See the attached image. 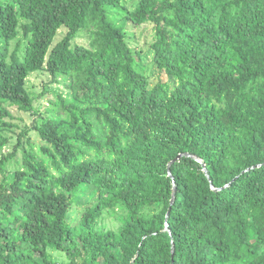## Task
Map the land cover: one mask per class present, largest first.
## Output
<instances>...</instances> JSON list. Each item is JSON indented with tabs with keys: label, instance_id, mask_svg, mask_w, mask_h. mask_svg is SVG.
Instances as JSON below:
<instances>
[{
	"label": "trees",
	"instance_id": "obj_1",
	"mask_svg": "<svg viewBox=\"0 0 264 264\" xmlns=\"http://www.w3.org/2000/svg\"><path fill=\"white\" fill-rule=\"evenodd\" d=\"M125 7L0 1V131L16 130L10 108L35 110L33 74L67 89L34 127L41 155L25 149L7 169L24 130L0 160V264H264V0ZM120 8L155 25L154 62L173 84L152 85L114 21ZM83 187L97 199L73 225ZM120 206L123 229L98 231Z\"/></svg>",
	"mask_w": 264,
	"mask_h": 264
},
{
	"label": "rangeland",
	"instance_id": "obj_2",
	"mask_svg": "<svg viewBox=\"0 0 264 264\" xmlns=\"http://www.w3.org/2000/svg\"><path fill=\"white\" fill-rule=\"evenodd\" d=\"M0 1L3 2L4 0ZM135 3L136 0H123V4L126 6L125 8L130 10L133 9ZM127 9L124 10L123 8H120L114 10L112 13L117 25L124 27L127 42L130 47L135 50L136 59L145 66L146 72L151 78L152 85H155L160 81L173 84V79L168 78L166 74L160 72L154 62L152 43L155 37V25L148 23L141 26H135L126 19ZM66 33V30H61L56 41H60ZM77 41L80 43H86V38L79 37ZM28 86L31 92L38 97V100L34 104L35 110L33 112L25 113L18 111L15 107L10 108L15 117V120L12 123L16 125V130L0 131V140H7L5 146L0 147L1 160L2 157L8 156L15 151L19 141L20 132L27 130L26 137L22 139L24 142L23 146L17 150V157L6 164L7 169L10 171H16L21 168L23 152L25 149H32L36 154L41 155L40 148L44 143L34 127L41 122L42 116H44L46 110L51 108L49 101L55 98L52 94L53 90L64 94V96L67 95L65 85L53 83L51 77L46 72L33 74L29 78ZM28 138L30 139L29 143L26 142ZM2 179L3 175L0 170V184ZM96 196V191L91 187H83L78 191L75 197V204L68 217L70 224L76 225L79 222L86 210L96 202ZM127 219L128 210L125 206L106 210L98 220L97 230L101 232L113 231L118 234L123 229ZM49 254L58 263H64L68 260L65 253L55 251L53 248L50 249Z\"/></svg>",
	"mask_w": 264,
	"mask_h": 264
},
{
	"label": "water",
	"instance_id": "obj_3",
	"mask_svg": "<svg viewBox=\"0 0 264 264\" xmlns=\"http://www.w3.org/2000/svg\"><path fill=\"white\" fill-rule=\"evenodd\" d=\"M188 156H189V155H188ZM182 157H183V155H180L175 161L181 159ZM205 172L208 174V171H207L206 169H205ZM170 175H171V173H170ZM175 194H176V187L174 188V194H173V199H172V206H173L174 203H175ZM171 209H172V208H171ZM171 209H170V211H169L167 217H169V215H170V213H171ZM166 230H169V227H167ZM173 252H174V249H173Z\"/></svg>",
	"mask_w": 264,
	"mask_h": 264
}]
</instances>
